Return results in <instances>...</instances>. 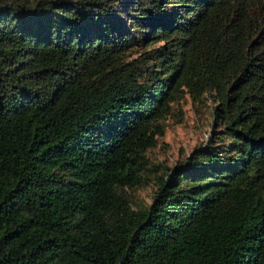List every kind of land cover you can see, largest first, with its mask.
Listing matches in <instances>:
<instances>
[{
  "label": "trees",
  "instance_id": "16d2710c",
  "mask_svg": "<svg viewBox=\"0 0 264 264\" xmlns=\"http://www.w3.org/2000/svg\"><path fill=\"white\" fill-rule=\"evenodd\" d=\"M0 264H264V0H0Z\"/></svg>",
  "mask_w": 264,
  "mask_h": 264
},
{
  "label": "rangeland",
  "instance_id": "374dc122",
  "mask_svg": "<svg viewBox=\"0 0 264 264\" xmlns=\"http://www.w3.org/2000/svg\"><path fill=\"white\" fill-rule=\"evenodd\" d=\"M183 109V121L173 117L168 122L164 136L150 153L154 161L172 166L207 138L210 129L209 109L192 104L191 101L185 103ZM149 193V190L143 191L141 196L149 199Z\"/></svg>",
  "mask_w": 264,
  "mask_h": 264
}]
</instances>
